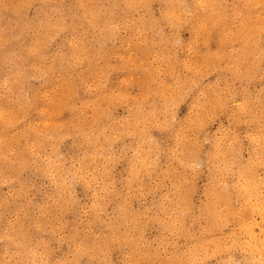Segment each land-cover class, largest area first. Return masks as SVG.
<instances>
[{
    "label": "rangeland",
    "instance_id": "374dc122",
    "mask_svg": "<svg viewBox=\"0 0 264 264\" xmlns=\"http://www.w3.org/2000/svg\"><path fill=\"white\" fill-rule=\"evenodd\" d=\"M0 264H264V0H0Z\"/></svg>",
    "mask_w": 264,
    "mask_h": 264
},
{
    "label": "bare ground",
    "instance_id": "6f19581e",
    "mask_svg": "<svg viewBox=\"0 0 264 264\" xmlns=\"http://www.w3.org/2000/svg\"><path fill=\"white\" fill-rule=\"evenodd\" d=\"M10 114V113H9Z\"/></svg>",
    "mask_w": 264,
    "mask_h": 264
}]
</instances>
